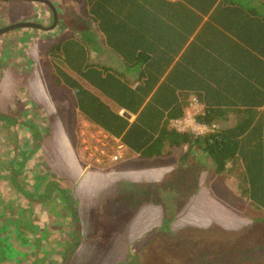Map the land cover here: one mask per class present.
Returning <instances> with one entry per match:
<instances>
[{
  "label": "rangeland",
  "instance_id": "obj_1",
  "mask_svg": "<svg viewBox=\"0 0 264 264\" xmlns=\"http://www.w3.org/2000/svg\"><path fill=\"white\" fill-rule=\"evenodd\" d=\"M49 1L54 29L0 37V114L13 119L0 116V264H61L73 231L64 203L81 212L71 264H264V210L242 195L238 172L217 174L200 149L187 145L169 157L141 159L82 123L56 47L76 42L87 48L89 63L117 70L119 64L100 48L84 0ZM19 22L52 23L42 3L0 0V28ZM91 36L101 55L89 48ZM182 98L183 118L202 113ZM167 178L163 198L154 188L148 199L136 184ZM139 192L140 200L132 197ZM95 225L104 230L92 234Z\"/></svg>",
  "mask_w": 264,
  "mask_h": 264
},
{
  "label": "trees",
  "instance_id": "obj_2",
  "mask_svg": "<svg viewBox=\"0 0 264 264\" xmlns=\"http://www.w3.org/2000/svg\"><path fill=\"white\" fill-rule=\"evenodd\" d=\"M84 1L86 13L102 37L104 47L100 48H105L108 54L116 56L120 69L88 63L87 48L76 42H66L55 50L63 56L61 64H65L79 78L98 90L116 108L123 110L124 115L117 114L110 104H106L63 73L65 85L74 92L80 116L102 129L108 137L118 139L130 153L141 159L168 157L171 149L180 148L183 144L187 145L189 151L200 149L212 161L217 174L238 172L242 195L255 208L264 210L263 110H256L263 107L264 71L263 75L259 74L257 56L249 51L250 46L243 59L242 55L234 56V59L229 58L230 62L226 59L217 61L227 49L222 44L215 43L173 62V56L177 55L181 45L174 51L167 46L169 38L174 36L172 21L178 7L186 5L167 0ZM262 1L263 15L254 8L249 12L241 8H235V11L237 21H247L252 15L261 17V27L252 28L248 24L238 26L250 35L246 42L251 43L252 49V42L257 43L258 38H263L262 49L258 47L256 50L264 58V0ZM186 2L192 5L190 1ZM212 2L213 0H199V6L205 7L203 11L208 10L213 5ZM176 41L178 38H175L174 42ZM95 43L91 36L88 40L89 48L101 55L99 47L94 46ZM215 53L217 56L213 60ZM216 62L222 68L221 74L227 75L225 93H208L207 87L201 88L206 93L199 97L208 98L210 107L203 114L195 116L196 122L205 125L208 132L195 137L189 131L182 133L173 129L171 121L183 118V103L180 99L185 96L176 91L188 85L190 78L198 80L196 73L201 74L205 80L211 77V69ZM172 64L173 67L162 79ZM189 66L192 68L188 69ZM233 67L236 68L235 71H232ZM129 73L135 74V80L127 77ZM225 101H242V106L247 109L233 111L237 117L236 123L228 128H221L215 122L228 111L213 109L212 106L213 103L223 106ZM131 117L134 119L130 122ZM1 237H5L3 233H0Z\"/></svg>",
  "mask_w": 264,
  "mask_h": 264
},
{
  "label": "crops",
  "instance_id": "obj_3",
  "mask_svg": "<svg viewBox=\"0 0 264 264\" xmlns=\"http://www.w3.org/2000/svg\"><path fill=\"white\" fill-rule=\"evenodd\" d=\"M167 1H170L171 3L181 2L182 4L186 5V7H178V9L176 10L175 16H174V20L172 21V29H173L172 34L174 36L169 38L167 46L170 50L174 51L177 48L179 49V47L181 45L177 55L173 56V60H172L173 62H176L177 60H180L184 57H187L196 51L203 50L205 47H208V45L212 44V43L222 44V46H224L228 50V51L225 50L226 52L223 55H220L219 58H217V61H220L222 59L223 60L226 59L227 62L228 61L230 62L231 60L229 58L234 59V56L239 57L240 55H242V59H243L245 57L246 49L250 46L248 48L249 51L251 53L253 52L254 55L257 56V58H256L257 62L256 63L258 64V67H257L258 72H259V74L262 73V75H263L264 58L262 57L263 55L258 54V52L256 50V48H258V47H259V49H262L263 38L262 37L258 38L257 43L252 42V44L254 46V49H252L251 45H250L251 43L246 42V38H249L250 35L245 33V30L243 31L238 26L239 24L240 25H247L248 24L250 27L256 28V27L260 26V24L262 23L260 20L261 17H257L256 15L255 16L252 15L249 19H247V21H243V20L237 21V19H238L237 18V12L235 11V8H237V9L241 8V9H243V11L249 12V10L254 8V10H256V12H259L260 15H263V6H262L263 1L262 0H213V2H212L213 5L210 6L208 10H204V11H203V9H205V7L199 6V0H188L192 3V5L189 4L188 2H186V0H167ZM239 4H241V5H239ZM203 12L206 14H204ZM215 12H217V15H214ZM244 15H246V13ZM245 22H246V24H245ZM175 38H178V41L174 42ZM166 42H167V40H166ZM166 42H165V45H166ZM230 50H232L231 54L229 53ZM260 52H262V51L260 50ZM216 56L217 55L215 53V55L213 56V60H215ZM216 64H217V62L213 63V67L211 69V74H212L211 77L209 76L208 79L205 80L201 74L196 73V75L198 76V80L197 79L194 80L193 79L194 77H192V78H190L191 80H190L188 85H186L182 89L176 91L177 93L184 94L185 96L183 98H185V99H186V97H188V100H189V98H192V99L194 98L195 103H196L195 109H200L202 111V113H200V114H203L204 110L207 107H210V102L208 101V98H206L204 96L199 97L200 94L204 95L206 92H208V93H222V94L225 93L224 88H225V85L227 84V75H224L223 73L221 74L222 68H220L219 65H216ZM101 66H104V65H101ZM109 67L115 68V67H112L111 65ZM172 67H173V64L170 66V68L163 75L162 79L167 75V73L169 72V70ZM191 68L192 67H190V66L188 67V69H191ZM242 68H243V66H242ZM232 69H233L232 71L236 70L235 67H233ZM133 75L135 76V74H133ZM228 76H229V74H228ZM68 77L73 79L74 81L78 82L84 89H86L90 93L96 95L98 98H100L106 104H110V106L113 109L115 108V112H117V114L122 115V116L124 115L123 110L116 108L115 105L110 102V100L105 98L98 90H96L95 88L90 86L84 79L79 78V77L77 78V75L72 70H70ZM131 80H135V79H131ZM251 84L254 85V83H251ZM203 87H207L209 90L204 92V90L201 89ZM69 89H71V88H69ZM70 91L72 92V95H73L74 100H75L74 92L72 91V89ZM180 101L183 103V104L181 103L183 105V111L186 112V109L188 106L183 102L184 100L180 99ZM49 102H50L49 100L45 99V104L50 105V108L53 109V106H52L53 103L49 104ZM241 102H238V103L226 102V103H223V106H220V105L213 103V106H212L213 109L221 108V109L228 111L225 114V116H223L219 120H217L215 122V124H217L221 128H228V127L234 125L237 121V117L233 113V111L239 110V109H247L246 107L242 106L243 102L242 103ZM75 108H76V111L78 112V109L76 107V102H75ZM256 110H258V111L263 110V125H264V101H263V107L256 108ZM259 117H260V115H259ZM79 119L84 124L96 126L95 124L89 122L85 118H82V116H80V114H79ZM133 119H134V117H131L129 119V121L131 122ZM254 124H256V123H254ZM262 134L264 136V128H263ZM111 138L114 140H118V139H115L113 137H111ZM174 149H176V148H174ZM158 158H161V157H158ZM143 176L145 178L148 177L147 175H144V174H143ZM168 181H170L169 178H167V180H162L159 183H150L149 180H145V181L139 180L138 183H136V184L141 186L140 187L141 192L143 189H146L148 191V194H149L148 199L152 200L153 196L155 195V193L153 192L154 188L162 189L163 193H159V196L161 198L164 197L165 189L167 187H169V185H170V183H167ZM171 181L172 182L174 181L173 186H175V184H181L179 182V180H177V179H174ZM153 184L156 185V187H152ZM181 185H182V188H184V184H181ZM154 191H155V189H154ZM141 194L139 192V194L132 195V197L138 198V200H140V198L142 197ZM149 205H151V204H149Z\"/></svg>",
  "mask_w": 264,
  "mask_h": 264
},
{
  "label": "flooded vegetation",
  "instance_id": "obj_4",
  "mask_svg": "<svg viewBox=\"0 0 264 264\" xmlns=\"http://www.w3.org/2000/svg\"><path fill=\"white\" fill-rule=\"evenodd\" d=\"M47 7V6H46ZM53 7H54V5H53ZM48 9H49V7H47ZM54 9H55V7H54ZM49 13H50V17H51V25H46V26H43V24H41V23H38V22H33V23H36V24H39V25H41L42 27H43V29H36V28H26V29H35V30H40V31H50V30H52V29H54L56 26H57V21H56V23L54 24V26H53V15H52V13H51V11H50V9H49ZM55 13H56V10H55ZM56 15H57V13H56ZM8 26V25H7ZM5 27V26H4ZM1 28H3V27H1ZM0 28V29H1ZM21 29H24V28H21ZM46 29H49V30H46ZM16 30H19V29H16ZM16 30H13V31H16ZM13 31H10V32H13ZM10 32H8V33H10ZM5 34H7V33H5ZM5 34H3V35H5ZM3 35H1V36H3ZM0 36V37H1ZM0 64H1V61H0ZM1 66V65H0ZM0 116L2 117V118H4V119H6V120H10V119H12V118H10L9 116H7V115H4V114H0ZM0 117V118H1ZM13 120V119H12ZM35 135V133L33 132L32 134H30V135ZM34 193H31L30 194V196H32V197H35V198H37L36 196H35V194L33 195ZM38 203V202H37ZM42 203V202H41ZM64 207H65V211L66 212H68L69 214H70V216H71V218H72V225H73V231H72V235H71V237H70V241H68V243L66 244V249H65V251H66V253L64 254V256H63V258H62V261H61V264H62V262H63V259H64V257H65V255L70 251L71 252V256L69 257V260H68V262H67V264H71V260L73 261V259H74V257H75V253L74 252H76L77 251V247L79 246V242L78 241H76V237H75V233H76V229H79L80 227H81V224H80V217H81V212L79 213L77 210V208H76V203H74L73 205H71V204H69V203H64ZM89 210V209H88ZM86 213V212H85ZM85 213H83V215H85ZM90 217H91V219H89L91 222H95V224H96V217H95V215L92 213V214H90ZM102 227H100V228H96V225L95 226H93V230H92V234H98V233H100V230H104V226L103 225H101ZM85 229V228H84ZM94 229H97L96 231H94ZM86 230V229H85ZM86 232H87V230H86ZM5 236V235H4ZM93 236V235H92ZM0 240H2V242L4 241V237H1L0 238ZM100 251H101V249H98L97 251H95V252H97V254H99L100 253ZM101 252H103V251H101ZM96 254V255H97ZM94 264V263H93Z\"/></svg>",
  "mask_w": 264,
  "mask_h": 264
},
{
  "label": "water",
  "instance_id": "obj_5",
  "mask_svg": "<svg viewBox=\"0 0 264 264\" xmlns=\"http://www.w3.org/2000/svg\"><path fill=\"white\" fill-rule=\"evenodd\" d=\"M2 1H24V2H37V3H42L44 5H46L47 7H49L52 15H53V26L57 21V15L55 13V9L53 7V4L49 1V0H2ZM21 28H36V29H43V27L39 24L33 23V22H19V23H14L8 26H5L3 28L0 29V36L8 33L10 31L16 30V29H21ZM49 30V29H46ZM71 256V252L69 251L64 259L62 264H67L69 257Z\"/></svg>",
  "mask_w": 264,
  "mask_h": 264
},
{
  "label": "built area",
  "instance_id": "obj_6",
  "mask_svg": "<svg viewBox=\"0 0 264 264\" xmlns=\"http://www.w3.org/2000/svg\"><path fill=\"white\" fill-rule=\"evenodd\" d=\"M192 106H196L195 99H192ZM193 110H195V107H193ZM198 114V113H195ZM194 114V115H195ZM196 116V115H195ZM195 116L192 118H183V119H177L172 120L170 123V126L180 132L189 131L190 134L194 135L195 137H200L204 133L208 132V129L205 125L199 124L195 120ZM189 123V124H188Z\"/></svg>",
  "mask_w": 264,
  "mask_h": 264
}]
</instances>
